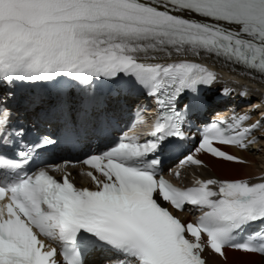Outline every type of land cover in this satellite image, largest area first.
I'll list each match as a JSON object with an SVG mask.
<instances>
[{
	"label": "snow or ice",
	"instance_id": "snow-or-ice-1",
	"mask_svg": "<svg viewBox=\"0 0 264 264\" xmlns=\"http://www.w3.org/2000/svg\"><path fill=\"white\" fill-rule=\"evenodd\" d=\"M216 66L264 83V0H0V264L264 258V172L226 150L264 149V92L208 119L209 93L236 91ZM209 158L242 167L188 184L168 167Z\"/></svg>",
	"mask_w": 264,
	"mask_h": 264
},
{
	"label": "bare ground",
	"instance_id": "bare-ground-1",
	"mask_svg": "<svg viewBox=\"0 0 264 264\" xmlns=\"http://www.w3.org/2000/svg\"><path fill=\"white\" fill-rule=\"evenodd\" d=\"M219 68L220 66H216ZM232 81V80H230ZM241 154L247 158L248 160L252 161V164L248 165L247 168H244L243 170L246 172H249L253 175H258L262 172V168L264 167V149L263 152L260 153L259 157L258 155L250 154L248 151H243ZM209 161L212 163V170H209V174H217V175H223L225 174L223 170L225 169H238L242 166L235 165V164H221L220 162L209 158ZM227 261H221L218 257H215L216 261L220 262L221 264H236L237 261L240 260H255L257 264L264 259L259 256H244L242 253L235 252V251H227Z\"/></svg>",
	"mask_w": 264,
	"mask_h": 264
},
{
	"label": "rangeland",
	"instance_id": "rangeland-1",
	"mask_svg": "<svg viewBox=\"0 0 264 264\" xmlns=\"http://www.w3.org/2000/svg\"><path fill=\"white\" fill-rule=\"evenodd\" d=\"M262 152H263V150L260 151L258 154H254V153H250V154H253V155H255V156L258 155V157H259V156H260L259 154L262 153Z\"/></svg>",
	"mask_w": 264,
	"mask_h": 264
}]
</instances>
